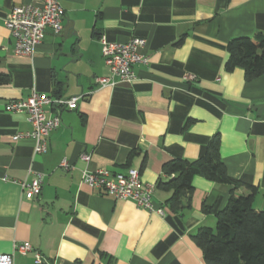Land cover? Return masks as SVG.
Returning <instances> with one entry per match:
<instances>
[{
  "label": "crops",
  "instance_id": "1",
  "mask_svg": "<svg viewBox=\"0 0 264 264\" xmlns=\"http://www.w3.org/2000/svg\"><path fill=\"white\" fill-rule=\"evenodd\" d=\"M33 1L0 0V75L8 78L0 83V255L17 242L33 251L14 253V264H36L35 251L55 264H205L191 235L214 227L231 185L196 175L189 209L181 216L164 206L161 216L88 187L81 173L132 167L155 186L164 162L198 158L217 135L227 174L241 183L235 194L255 187L253 205L264 211V72L246 81L242 68L224 67L231 38L264 32V0H59L61 30L47 28L31 57L15 55L3 19ZM101 34L146 40L148 62L133 66L131 83L98 84L107 75ZM32 90L81 96L76 109H60L61 125L39 154L31 138L13 140L31 129L27 114L6 108ZM35 174L40 194L26 199L20 183ZM169 195L155 186L153 201Z\"/></svg>",
  "mask_w": 264,
  "mask_h": 264
},
{
  "label": "built area",
  "instance_id": "2",
  "mask_svg": "<svg viewBox=\"0 0 264 264\" xmlns=\"http://www.w3.org/2000/svg\"><path fill=\"white\" fill-rule=\"evenodd\" d=\"M63 9L59 0H34L31 3L14 6L4 17L3 23L7 28L13 43V53L31 57L36 46L42 41L47 28L54 32L61 30ZM101 55L107 69V75L97 79L101 86H114L120 82L131 83L135 74L133 66L137 63L146 64L148 56L142 51L146 40L131 37L125 42L110 41L104 34L99 35ZM187 80L195 77L186 75ZM80 95L71 97H52L46 93L32 90L25 98L10 100L7 110L14 113H26L31 129L25 133H17L13 140L31 138L34 141L33 153H44L47 150L48 136L61 125L60 109L74 110L78 106ZM52 107V114L47 115L46 107ZM81 160L88 162L90 156L80 155ZM68 167L66 160L61 163ZM3 180H7L3 178ZM81 181L92 189H96L118 200H130L138 208L155 212L161 216L165 208L153 201L154 185L142 182L139 170L128 168L125 171L111 172L105 169H84ZM42 175L35 174L29 180L20 183L22 194L26 199H32L40 194ZM33 251L28 243L14 242L12 254H1L0 264H14L13 254H26ZM36 264H55L42 257L35 251Z\"/></svg>",
  "mask_w": 264,
  "mask_h": 264
},
{
  "label": "trees",
  "instance_id": "3",
  "mask_svg": "<svg viewBox=\"0 0 264 264\" xmlns=\"http://www.w3.org/2000/svg\"><path fill=\"white\" fill-rule=\"evenodd\" d=\"M182 40L183 37H180L177 43ZM226 51V71L240 67L246 81L264 72V32L233 37L227 42ZM7 80L6 76L0 75V83ZM196 175L232 186L225 206L214 214V227L201 226L191 235L192 241L201 250L203 262L264 264V211L253 205L256 188L247 185L249 194H235L241 183L227 174L217 135L209 140L198 158H172L163 163L162 176L155 186L168 191L170 195L161 206L182 216L190 207L192 180ZM201 209L210 212L205 205Z\"/></svg>",
  "mask_w": 264,
  "mask_h": 264
}]
</instances>
